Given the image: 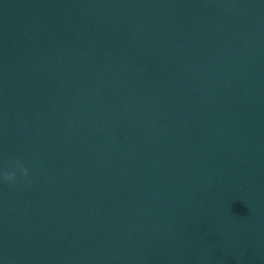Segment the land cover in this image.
<instances>
[{
  "label": "clouds",
  "instance_id": "obj_1",
  "mask_svg": "<svg viewBox=\"0 0 264 264\" xmlns=\"http://www.w3.org/2000/svg\"><path fill=\"white\" fill-rule=\"evenodd\" d=\"M24 175H27V171L24 170ZM15 178V173H3V179L5 181H12Z\"/></svg>",
  "mask_w": 264,
  "mask_h": 264
}]
</instances>
